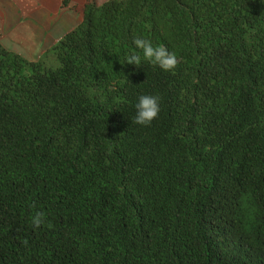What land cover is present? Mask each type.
Returning <instances> with one entry per match:
<instances>
[{"label":"trees","instance_id":"16d2710c","mask_svg":"<svg viewBox=\"0 0 264 264\" xmlns=\"http://www.w3.org/2000/svg\"><path fill=\"white\" fill-rule=\"evenodd\" d=\"M0 264H264V0H106L39 60L0 44Z\"/></svg>","mask_w":264,"mask_h":264},{"label":"crops","instance_id":"0c3cea01","mask_svg":"<svg viewBox=\"0 0 264 264\" xmlns=\"http://www.w3.org/2000/svg\"><path fill=\"white\" fill-rule=\"evenodd\" d=\"M106 0H0V44L30 61L42 58L83 19L87 4Z\"/></svg>","mask_w":264,"mask_h":264},{"label":"clouds","instance_id":"9594fccd","mask_svg":"<svg viewBox=\"0 0 264 264\" xmlns=\"http://www.w3.org/2000/svg\"><path fill=\"white\" fill-rule=\"evenodd\" d=\"M134 44L138 49L142 50L144 60L153 65H158L164 71H173L179 64L176 54L170 52L163 45H153L150 40L141 37L134 38ZM126 64H134L139 67L141 65V57L137 54H132L127 58ZM159 100L158 96L141 95L136 104L137 113L133 123L145 126L151 124L160 112ZM44 223L45 214L42 211L35 212L31 217V226L33 228H39ZM48 226L51 227V224ZM22 243L27 245L28 241L23 240Z\"/></svg>","mask_w":264,"mask_h":264},{"label":"rangeland","instance_id":"374dc122","mask_svg":"<svg viewBox=\"0 0 264 264\" xmlns=\"http://www.w3.org/2000/svg\"><path fill=\"white\" fill-rule=\"evenodd\" d=\"M51 67H56L57 66V63L54 61L53 63H50L49 64Z\"/></svg>","mask_w":264,"mask_h":264}]
</instances>
